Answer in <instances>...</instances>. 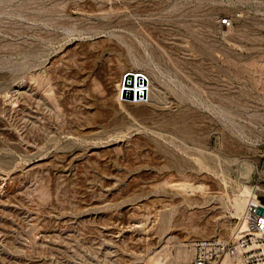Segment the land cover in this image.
<instances>
[{"label":"rangeland","instance_id":"obj_1","mask_svg":"<svg viewBox=\"0 0 264 264\" xmlns=\"http://www.w3.org/2000/svg\"><path fill=\"white\" fill-rule=\"evenodd\" d=\"M263 176L264 0H0V264H189Z\"/></svg>","mask_w":264,"mask_h":264},{"label":"built area","instance_id":"obj_2","mask_svg":"<svg viewBox=\"0 0 264 264\" xmlns=\"http://www.w3.org/2000/svg\"><path fill=\"white\" fill-rule=\"evenodd\" d=\"M219 24L230 26L231 19L223 18ZM120 97L130 99L127 92ZM144 98L134 96L133 101L142 102ZM261 181L264 186V176ZM251 190L243 212L227 238L210 236L191 241L189 264H264V214L259 212L260 207L264 208V188L255 185Z\"/></svg>","mask_w":264,"mask_h":264},{"label":"bare ground","instance_id":"obj_3","mask_svg":"<svg viewBox=\"0 0 264 264\" xmlns=\"http://www.w3.org/2000/svg\"><path fill=\"white\" fill-rule=\"evenodd\" d=\"M138 74L142 75L144 78H146V74H141L139 72H133L132 74H129L125 77V83H123V78L121 79L120 86H119V93H121L123 90H126V92H130L133 96L130 97V99L133 101L134 96H143L147 97L146 94L148 92V83L150 82L147 78L142 81L141 78L136 77ZM150 85V84H149ZM150 91V88H149ZM148 98V97H147ZM251 167L250 165H245L243 167V172L248 175L250 172ZM252 171V170H251ZM243 188V187H242ZM251 189L249 186L244 187L242 192H240L239 195L235 196L232 202V212L233 216H237L238 218L241 216L244 205L246 202L247 197L251 194ZM181 247L178 248L176 252V260L180 262L179 264H186L187 259L189 258L188 251L186 249V246L180 245ZM152 262H150L151 264ZM161 264V262H159ZM175 263V262H174ZM170 264V263H169ZM172 264V263H171Z\"/></svg>","mask_w":264,"mask_h":264},{"label":"water","instance_id":"obj_4","mask_svg":"<svg viewBox=\"0 0 264 264\" xmlns=\"http://www.w3.org/2000/svg\"><path fill=\"white\" fill-rule=\"evenodd\" d=\"M136 77L141 78L143 82H144V80H146V78H144V77H143L142 75H140V74H138ZM123 83H125V78H124V80H123ZM128 93H129V97L133 96L130 92H128ZM121 94H122V95H126V90H123V91L121 92ZM136 98H137V96H136ZM259 212L262 213V214H264V208L260 207V208H259Z\"/></svg>","mask_w":264,"mask_h":264}]
</instances>
